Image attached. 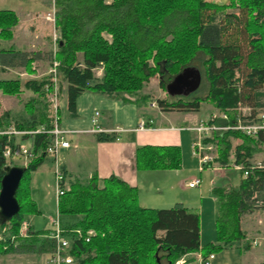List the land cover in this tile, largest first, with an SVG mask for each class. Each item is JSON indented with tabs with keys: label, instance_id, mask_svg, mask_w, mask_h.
I'll use <instances>...</instances> for the list:
<instances>
[{
	"label": "trees",
	"instance_id": "obj_1",
	"mask_svg": "<svg viewBox=\"0 0 264 264\" xmlns=\"http://www.w3.org/2000/svg\"><path fill=\"white\" fill-rule=\"evenodd\" d=\"M52 6L58 34L53 56L58 63V89L65 83V110L70 116L83 92L128 98L155 78L166 96L154 100L157 107L197 112L206 103L226 116L214 121L217 126H233L238 105L263 106L264 0H228L222 5L205 0H52ZM16 25L12 11H0V40H11ZM38 55L0 49V67L30 72ZM97 68L101 69L99 79L93 72ZM190 70L206 87L203 94L166 91L176 77L186 79ZM46 83V79L0 81V92L17 96L21 89H28L45 102ZM151 100L149 95H139L135 101H123L146 105ZM8 119V113L1 115L0 132L7 131ZM39 128H52L47 103L29 120L13 121L12 129L31 133L20 136L30 143L14 195L19 210L0 223V254L50 255L55 249V242L47 237L49 230L18 236L24 218L36 212L29 198L30 175L46 160L45 150L52 142L51 135L35 133ZM14 137L0 134V179L4 166H17L13 158L2 155L5 147L11 152L21 147ZM96 139L113 141L114 137L100 134ZM232 139L238 144L232 146ZM205 142L214 146L220 168L228 166L232 155L233 164L247 170L252 156L264 149V132L247 137L225 130L214 132ZM134 160L142 170H177L180 151L176 146H142L136 148ZM242 169L236 189L212 190L217 204L215 242L206 245L199 242L196 209L179 203L167 209L141 208L136 190L113 176L70 183L57 200L60 235L68 242L65 254L72 264H174L187 254L199 253L205 259L229 248L243 240L242 214L264 209V171L248 170L243 178ZM89 231L93 235L87 238Z\"/></svg>",
	"mask_w": 264,
	"mask_h": 264
},
{
	"label": "crops",
	"instance_id": "obj_2",
	"mask_svg": "<svg viewBox=\"0 0 264 264\" xmlns=\"http://www.w3.org/2000/svg\"><path fill=\"white\" fill-rule=\"evenodd\" d=\"M30 2L29 8H18L15 11L6 10L12 11L15 14L17 17V25L11 30V40H0V49L12 48L21 52L39 53V55L37 59L31 63L30 72L23 68L0 67V81L17 80L23 82L26 80L41 81L43 79H48V70L44 69V67L46 63L50 64V62H48V56L51 51L42 52L40 49H34L32 46L28 45L40 35L39 28L43 27L45 24L43 21H36L35 25L34 23L31 25L29 22L35 20L31 18V15L37 14L40 20H42V15H47V19L45 20L51 21L50 14H43L40 8L41 6H33V1ZM51 14L53 22L54 12ZM25 24L30 25L25 26ZM16 29L18 30L17 37L20 38L17 44L14 43L16 39ZM78 60H80L79 55ZM93 72L96 79L101 77L100 68L95 69ZM11 74L14 75L10 76ZM199 86L198 88L201 87ZM65 87V83H60L58 97V108L60 107L58 127L70 133L64 137V140L68 143V147L58 150L55 162L56 166L63 172L67 185L76 181L87 180L91 176H96L98 179L113 176L136 190L137 204L141 208L167 209L179 203L186 208L196 209L201 217L202 197H200L199 191L201 186L200 179H198L200 181L198 187L188 188L186 184L193 181L195 178L192 177V175L187 176L186 173L182 174L180 166L177 170H142L136 168L134 157L136 148L142 146H176L179 148L180 152H184L183 155L185 156L187 144L189 143L190 145L192 139L195 137V135H191L190 138H187L185 132L189 131L186 128L201 121L198 116L202 104L212 111L211 114H218L219 112H217L216 109L209 104L202 103L197 112L163 111L154 105L153 102L143 105L140 101H123L124 99L135 101L139 95H148L140 93L141 91L128 98L123 97V95L107 96L100 93L83 92L75 100L74 115L70 116L65 110ZM198 88L194 91H199ZM188 93H190V91L187 87V94ZM22 97L25 98V102L22 104V109L16 111L15 108ZM12 100L16 102L14 107L11 104ZM62 102L63 104H61ZM43 103H46V100L44 102L37 93H33L28 89H21L17 96H5L0 92V117L3 113L9 114V124L6 132L14 130L12 129L13 121H24L32 118L42 107ZM61 106H63L65 110L63 117H60ZM261 108L238 105L236 111H238L239 114H249L251 118H255L256 115L254 110ZM95 113L97 114L96 116ZM260 116H263V114ZM94 129H97L98 132H92ZM100 134L114 137V140L97 141L96 138ZM20 136L21 135L15 136V141L21 143V147L27 148L30 142L28 140H22ZM231 141H234V144L231 142L232 146L238 144L237 140L232 139ZM256 159L257 157H255V155L252 156L248 164ZM48 160L50 162L52 159L48 157ZM228 165H234L232 156L229 159ZM204 169H209V167H205ZM220 169L221 168L213 172H219L221 174L222 171ZM51 170L50 166L46 168L44 163H42L31 173L30 182H32L33 176H39V174L40 176L50 175L52 173ZM240 179L238 173V180L235 184H227L223 187H211L210 193L212 202L216 203L212 195V190L214 188L236 189L239 186ZM210 185H213L211 181ZM185 190H198V197L200 198L196 200L194 195L193 197H185L182 195V192ZM24 223L28 235L34 232L31 226L33 224L32 221L25 220ZM240 229L244 237L242 241L237 243H239L238 246L240 249L248 253L247 255L249 257V261L244 264H262L264 262V241L260 239L264 238V209L245 211L240 219ZM256 239L258 243L252 245L250 242L256 241ZM259 244L258 251L252 253L251 248ZM196 255H199V253L187 254L186 260H192V262L188 264H197Z\"/></svg>",
	"mask_w": 264,
	"mask_h": 264
},
{
	"label": "rangeland",
	"instance_id": "obj_3",
	"mask_svg": "<svg viewBox=\"0 0 264 264\" xmlns=\"http://www.w3.org/2000/svg\"><path fill=\"white\" fill-rule=\"evenodd\" d=\"M30 1H33V6H41V11H43V14H50V20L46 21L47 15H42V20L38 17L37 14L31 15V18L35 19L30 21L29 23L32 25L36 24V21H43L45 24L40 29V35L32 41V43L28 46H32L34 49H40L42 52H54L57 50L56 46V39L58 38V34L56 29L53 26L52 22V12H54L53 6H52V0H0V10H12L15 11L16 9L20 8H29ZM208 2H213L218 5L227 4L228 0H205ZM29 24V25H30ZM28 24H25V26H29ZM35 27V26H32ZM17 29L15 30V37L14 43L17 44L20 41V38L17 37ZM53 39H55V43H53ZM46 66L44 69L48 70L49 63L45 64ZM99 72V70H98ZM14 74H11L12 76ZM5 77V76H3ZM200 78L196 80L198 84L194 86V88H198L200 83ZM195 82V83H196ZM194 88H190L192 90ZM188 89V90H189ZM198 93L203 94L205 92V86L203 83H201V87L198 88ZM197 89V90H198ZM187 88L186 87H179L174 91V94H182L186 93ZM263 98L261 100V103L263 104L261 109L254 110L255 112V118H259L261 114L264 116V87H263ZM140 93L148 94L151 96V102L154 103L155 99H164L165 93L162 91V89L158 88L157 79L150 80L147 84H145L141 90ZM188 95V94H187ZM25 102V98H21L20 102L17 104V107L15 110H21L22 104ZM11 104H16L15 100L11 101ZM63 104V102L61 103ZM59 105V104H58ZM60 109V107H59ZM65 110L64 107L61 106V115L60 117L64 116ZM242 112V111H241ZM212 111L205 107L204 104H202L201 111L199 112L198 118L201 119V121H205L210 117V114ZM200 122V121H199ZM198 122V123H199ZM197 123V124H198ZM190 125V124H188ZM187 125V126H188ZM196 125V124H195ZM193 125V126H195ZM190 126V127H193ZM187 127V128H190ZM187 134V138H190L191 135H194L192 132H185ZM230 142H232L230 140ZM234 144V141L232 142ZM180 170L181 173H186L187 176L192 175L195 179H200L201 186H200V197L201 199V206H202V214L200 219V226H199V240L201 245H206L208 243H214L215 242V230H214V221L216 217V210H217V204L212 202L210 188L211 187H223L227 184H235L238 180V173L236 170H234L231 165H228V167L221 168L222 171L221 174L219 172H213L210 169H203L199 170V166L197 163V159L194 158L191 154V147L189 143L187 144V150L186 155L184 156V152H180ZM211 157L215 156L217 158L216 151H213L209 154ZM232 155L229 156V159ZM255 157L259 160H264V149L261 150L259 153L255 154ZM47 159L43 162L46 168L52 169V173L49 175H41L39 176H33L32 182H30V189H29V198L35 205L36 212L30 215H27L24 218V221L21 223L20 227L24 225L25 220H30L33 222L32 229L34 232L41 231L48 229L49 231H52L54 229V220L57 219V202L54 197V180H53V169H54V162L53 160ZM26 162L25 158L20 159H14L12 161L13 164H16L18 167H21ZM220 168L217 162L211 163V166L209 168ZM213 184L212 186L210 185ZM198 190H185L182 192V195L185 197H193L195 196V199L198 200ZM19 227V230H21ZM18 230V233H19ZM263 235V234H262ZM261 235V236H262ZM19 236V235H18ZM20 237V236H19ZM263 237V236H262ZM23 238V237H22ZM256 241H258L256 239ZM252 243V242H250ZM239 243L232 242L231 247L219 250L212 255H214V260L210 262V264H244L245 262L249 261L248 253L244 250L239 248ZM260 244L251 248L252 253H255L258 251ZM193 254V253H192ZM200 255V254H199ZM253 255V254H252ZM251 255V256H252ZM197 256V255H196ZM185 262L187 261V255H184L181 257ZM50 255H37V254H0V264H51L50 262ZM187 264V263H185Z\"/></svg>",
	"mask_w": 264,
	"mask_h": 264
},
{
	"label": "built area",
	"instance_id": "obj_4",
	"mask_svg": "<svg viewBox=\"0 0 264 264\" xmlns=\"http://www.w3.org/2000/svg\"><path fill=\"white\" fill-rule=\"evenodd\" d=\"M53 43H55V39H53ZM54 52L52 55V60L49 64V68L47 71V83L45 84V92H46V103L49 113V118L52 122V128L48 131H44L42 128H39L35 131V133H47L52 136L51 144L46 148L45 154L47 157L51 158L54 162L53 169V180H54V197L57 199L63 194L64 191L68 189V185L65 181V177L63 172L56 166L55 157L59 149L67 148L68 143L64 140V137L68 135L70 132L62 130L58 127L59 116L57 114L58 111V97H59V89H58V74H57V61L53 58ZM238 109V108H237ZM236 109V110H237ZM97 114L95 113V116ZM216 119L225 120L226 116L223 113L211 114L210 117L206 121H200L193 127L186 128L189 132L194 133L195 137L192 139L190 147L191 154L194 158L197 159V163L199 166V170H203L205 167L211 166V163L216 161V157H211L209 154L215 151L214 146L205 142L208 140L214 132H220L225 130H233L239 131L247 137H255L259 131L264 132V121L263 116L259 118H251L249 114H239L237 111L236 121L233 126H217L214 124ZM92 132H98L97 129H94ZM31 132H19L11 130L9 132H0V134L6 135H24L29 134ZM3 157L5 159H18L20 157H25L26 148L19 147L14 149L12 152L9 147H5L3 149ZM234 170L239 171L242 169L240 165H232ZM212 171L218 170V168L211 167L209 168ZM252 170H262L264 171V160H253L249 163L247 170L242 169V177L245 178L248 175L247 171ZM200 181L198 179H194L193 181L186 184L188 188H196L198 187ZM54 229L50 231V234L47 236L49 239H52L55 242V249L53 253L50 254V263L51 264H72V259L70 256L65 254V251L68 247V242L61 237L60 229L58 225L57 219L54 220ZM18 235L20 237H27V229L25 224L20 227ZM93 233L91 231L87 232V238L92 236ZM87 238L85 241H87ZM264 241L263 239H260ZM257 241H252V245H256ZM213 260V255H209L205 259H201L200 255H197V264H210ZM174 264H185L183 259H178Z\"/></svg>",
	"mask_w": 264,
	"mask_h": 264
},
{
	"label": "water",
	"instance_id": "obj_5",
	"mask_svg": "<svg viewBox=\"0 0 264 264\" xmlns=\"http://www.w3.org/2000/svg\"><path fill=\"white\" fill-rule=\"evenodd\" d=\"M198 74L195 70L188 72L187 78L176 77L174 81L166 87V91L171 95L179 87L194 88ZM196 82V83H195ZM184 83V84H182ZM180 84V86H177ZM196 87L192 90L194 91ZM191 91V89H189ZM24 167L18 166H4L3 175L0 179V223L8 222L19 210L18 204L15 200V192L19 181L24 173Z\"/></svg>",
	"mask_w": 264,
	"mask_h": 264
},
{
	"label": "flooded vegetation",
	"instance_id": "obj_6",
	"mask_svg": "<svg viewBox=\"0 0 264 264\" xmlns=\"http://www.w3.org/2000/svg\"><path fill=\"white\" fill-rule=\"evenodd\" d=\"M182 84H184V83H182ZM177 86H180V84H178Z\"/></svg>",
	"mask_w": 264,
	"mask_h": 264
}]
</instances>
